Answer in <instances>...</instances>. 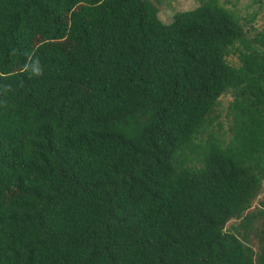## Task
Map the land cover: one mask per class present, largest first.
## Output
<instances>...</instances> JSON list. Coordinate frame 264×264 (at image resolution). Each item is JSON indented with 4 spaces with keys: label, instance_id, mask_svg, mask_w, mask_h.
<instances>
[{
    "label": "trees",
    "instance_id": "trees-1",
    "mask_svg": "<svg viewBox=\"0 0 264 264\" xmlns=\"http://www.w3.org/2000/svg\"><path fill=\"white\" fill-rule=\"evenodd\" d=\"M158 2L0 0V264H264V0Z\"/></svg>",
    "mask_w": 264,
    "mask_h": 264
},
{
    "label": "rangeland",
    "instance_id": "rangeland-1",
    "mask_svg": "<svg viewBox=\"0 0 264 264\" xmlns=\"http://www.w3.org/2000/svg\"><path fill=\"white\" fill-rule=\"evenodd\" d=\"M223 1V0H221ZM158 2V0H157ZM248 0H239L237 3V7L239 9V15L244 16L246 13L251 12L252 9L255 8V6H247ZM199 3V0H159L158 2V9H159V18L163 22H169L172 20V15L176 11H181V10H188L193 7H195ZM264 18V9L260 10V13L258 14L257 17L253 20L254 22H251L254 26L258 27V24H261L262 20ZM229 60L236 63L237 59L235 55H229L228 56ZM232 99L230 93H225L221 98H220V103L221 105L217 110H220V118L224 123V126L227 125L229 118L226 116V107L227 103ZM264 192V185L262 192L252 201L251 208L254 206L258 205V202ZM237 221V219H232L227 223V227H229L231 224H234ZM256 248V246H255Z\"/></svg>",
    "mask_w": 264,
    "mask_h": 264
}]
</instances>
